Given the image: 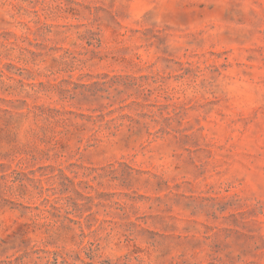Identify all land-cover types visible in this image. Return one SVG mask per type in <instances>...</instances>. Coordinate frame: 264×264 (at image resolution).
I'll return each mask as SVG.
<instances>
[{
  "label": "rangeland",
  "instance_id": "374dc122",
  "mask_svg": "<svg viewBox=\"0 0 264 264\" xmlns=\"http://www.w3.org/2000/svg\"><path fill=\"white\" fill-rule=\"evenodd\" d=\"M0 264H264V0H0Z\"/></svg>",
  "mask_w": 264,
  "mask_h": 264
}]
</instances>
